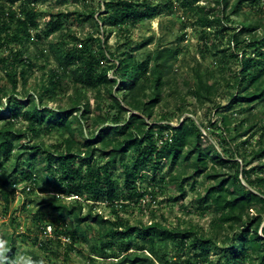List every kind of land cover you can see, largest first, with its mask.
<instances>
[{
  "label": "rangeland",
  "instance_id": "1",
  "mask_svg": "<svg viewBox=\"0 0 264 264\" xmlns=\"http://www.w3.org/2000/svg\"><path fill=\"white\" fill-rule=\"evenodd\" d=\"M148 1L160 7L159 15H148L136 22L110 27L99 20L104 12L101 0H38L30 5L25 0L17 1L14 5L11 0H0V29L3 20L10 25V30L7 34L4 33L0 40V57L11 59L13 54L22 52L25 61L19 63V70L23 64H28L29 60L33 63L28 66L29 71L25 78L20 76L18 79L19 98L24 100L27 107L90 108L89 130L82 128L80 111L69 127L56 126L50 131H44L42 126H37V131L33 132L32 127L21 118L12 126L21 134L20 139L23 138L26 144L41 145L40 142H43L44 147L53 148L58 152L65 153L70 148L72 152H82L84 155L88 150L101 148L102 143L96 142L91 134L96 135L102 125H115L118 118L124 124L130 116H120L112 107L114 104L118 105L115 97L120 99L121 104H124L125 98L131 97L125 95L128 89L119 85L121 75L114 72L118 61L104 58L102 67L99 68L106 70L109 78H115V83L91 86L74 83L70 78H62L64 72L60 52L76 45L87 53H95L107 44V48L116 51L119 58L132 54L138 60H146L159 46L179 48L181 52L165 67L156 69L151 63L150 74L144 82L145 93L150 96L159 93L160 101L149 105V109L142 108L139 113L141 117L147 116L146 121L150 123L178 125L187 118H193L205 135L211 137L221 149L227 162L225 165H217L208 157L205 171L195 176V156L191 159L185 153L176 162L165 163L154 172L148 168L147 178L140 181L139 186L148 187L151 192L141 200L125 201L126 205L122 207L119 203L115 208L119 209L120 216L129 219L133 225L139 221L148 225L151 222H159L176 231H192L184 243L181 242V237L166 239L157 236L155 252L152 255L154 263L142 261L137 264H184L187 259L203 262L205 259L198 256L199 250L191 244L194 237L211 240L205 264H227L222 248L237 246L235 251L240 253L243 244L242 229L237 224L222 222L211 201H203L202 205L199 201L215 180H222L225 172L234 173L238 165L242 167L245 160L250 158L253 150L264 148V75L253 84L248 85L244 81L243 84L235 86L237 78H241L237 74L242 69L241 57L244 50L247 56L254 57L255 49L252 44L264 37V0ZM216 1L227 2V7H219L218 15L214 18L216 24L210 25L206 21L207 15L202 13L199 7L215 6ZM22 6L34 8L37 12V26H30L28 32L21 29L20 40L15 41L11 34L21 27L17 19L23 14ZM12 9L17 11L14 19L10 15ZM60 12H69L71 15L69 18H63V24L58 31L50 33L49 20H53ZM86 15L93 17L87 19ZM246 23H255L258 27L250 34H244L242 27ZM234 36L238 37V45ZM258 70L259 66L252 64L246 74L255 75ZM158 75H161L159 84L156 81ZM50 79L62 84L56 94L44 90V85L49 84ZM201 81L210 90V99H202V102L194 94ZM10 87L11 82L0 61V91H7ZM261 93L263 95L256 96ZM251 94H255L253 100L242 97ZM7 101V97H4V104ZM151 110L153 116L149 119ZM75 114L76 112L73 117H76ZM10 121V118L5 116L0 120V128L4 124H10ZM168 132L170 131L163 132L164 137ZM20 139L14 141L12 152H21L18 144ZM29 151L31 150L22 153L19 161L21 168H30L33 164V161L28 159ZM6 155L1 152L0 164L11 168L16 158L7 160ZM127 158L131 161L132 155L128 153ZM106 159L107 157L102 156L99 151L93 158L97 162ZM76 162L78 166L79 160ZM263 165L264 157L254 159L246 165L245 168L251 172L250 181L259 175L264 176ZM37 167L32 165L37 176L36 183L27 184L23 176H20L19 170L15 175L16 185L9 187V190L14 189V193L9 195V200L6 201L4 195L0 194V251L8 244L15 246V254L9 264H102L100 259L94 257L99 258L102 242L106 239L103 232L108 229V225L103 228L99 222L92 219L76 224L72 215H60L46 203L40 204L36 198L38 195L55 197L66 203L73 202L75 199L72 198L76 197L61 193L66 185L59 181L62 173L59 168L52 175L47 171L37 172ZM214 167L221 174L217 179L207 175ZM115 176L121 181L120 172H116ZM240 181L244 185L249 182L242 176ZM181 184H184V192L180 190ZM30 187L34 190L30 191ZM83 198V211L86 213L92 203L85 200L88 196ZM93 208L105 218L117 217L106 202H100ZM35 214L42 217L38 219L37 216L34 217ZM254 214L252 211L251 215ZM44 224L52 225L59 232L57 234L62 237L61 245L57 242L50 246L43 245L46 237L43 233ZM263 228L264 213L258 229L261 235ZM129 240L130 237L121 240L122 245L116 242L110 251L122 252ZM263 247L262 243L260 249L248 253L238 264H261L259 256Z\"/></svg>",
  "mask_w": 264,
  "mask_h": 264
},
{
  "label": "trees",
  "instance_id": "2",
  "mask_svg": "<svg viewBox=\"0 0 264 264\" xmlns=\"http://www.w3.org/2000/svg\"><path fill=\"white\" fill-rule=\"evenodd\" d=\"M17 1L22 0H11L12 5ZM25 1L30 5L35 4L38 0ZM101 2L104 6V12L100 15L99 20L110 27H118L129 22L139 21L148 15L156 16L161 13L160 7L148 0H101ZM216 3L217 5L215 6L205 5L199 7L200 11L207 15L206 21L210 25L216 24L214 18L218 15L219 7L221 5H224V9L227 7V2L219 3V1H216ZM21 11L23 14L17 19L21 27H18V31L11 34L12 39L15 41L20 40L21 29H24V32H28L30 26H37V12L33 7L22 6ZM16 13V10L12 9L10 11L13 19ZM70 15L69 12L56 14L53 20H49V32L55 33L58 31L63 24V18H69ZM85 17L88 19L93 17V15H86ZM211 17L213 18L210 19ZM3 21L1 22L0 40H2V35L4 33L7 34L10 30V25L5 20ZM257 27L255 23H246L242 27V32L250 34ZM90 37L92 40L94 39L93 36ZM234 39L238 45L240 43L238 37L234 36ZM104 45L105 47L100 48L95 53H87L76 45L60 52L64 72L62 78H70L74 83L91 86L115 83V78H109L107 71L99 68L102 67L104 58L118 61L114 72L121 75L119 85L126 90L128 89L125 95L131 96L125 98L124 104H121L120 99L115 97L118 105L114 104L112 106L120 116L130 114L129 120L123 124L118 118L115 125H102L96 135L95 133L91 135L96 139V142L102 143L103 146L88 150L84 155L82 152L76 154L70 148L65 153L58 152L53 148L44 147L43 142H40L41 145H30L26 144L23 138L20 139L21 134L12 126L19 118L27 122L29 127H32L33 132L37 131V126H42L44 131H50L56 126H71L80 111L79 116L82 120V128L89 130L90 108L86 109L76 106L55 109L40 108L38 106L27 107L24 100L18 96L17 83L20 76L25 78L29 71L28 66L33 65V63L29 60L28 64H23L21 70H19V63L25 61L22 57V52L13 54L11 59L10 57H0V61L5 67L11 82V87L7 91H0V120L5 118V116H8L11 120L10 124H4L0 128V158L1 152L7 154V160L16 158L11 168H5L2 166L3 164H0V194L4 195L6 201L9 200L10 193H14V189L9 190V187L16 185L17 179L15 175L19 170H21L20 176H23L27 184L31 182L34 184L37 181V176L32 169L33 164L38 166L36 168L37 172L44 173L47 171L52 175L59 168L62 171L59 181L66 185L61 190V193H67L72 195V197L76 196V198H72L75 200L66 203L62 199L46 195H38L36 198L40 204L46 203L48 207L60 215H72L76 224L92 219L94 222H99L103 228L108 225V227L106 226L108 229L103 232L106 239L102 242L100 254H98L99 258L94 257V259H100L102 264H137L142 261L154 263L152 255L155 252L154 247L157 236H163L166 239L181 237V242L184 243L191 236L192 231H176L159 222H151L148 225L139 221L136 225H133L129 219L120 216L119 209H116L115 205L121 203L120 206L123 207L127 204L125 201L141 200L151 192L148 187L142 188L139 186L140 181L147 178L146 169L148 168H151V171L154 172L164 166L165 163L176 162L186 153L188 158L192 159V156H195L194 160L197 165L195 176H197L203 173L208 166V157H211L217 165H225L227 159L221 149L216 146L213 139L205 135L193 118H187L178 125L150 123L146 121L147 116L141 117L139 113L142 108L149 109V105H154L160 101L159 93H156L157 95L155 96L145 93L144 82L147 75L150 74L151 63L156 69L165 67L181 52L179 48L159 46L153 50L146 60H138L132 54H125L123 58H119L120 56H118L119 54L116 51L108 49L107 44ZM252 46L255 49L254 57L247 56L245 50L241 57L242 69L237 74L241 78H237L236 87L243 84L244 81L248 85L253 84L264 75V37L254 42ZM252 64L258 65L259 70L255 75L246 74V70ZM156 81L159 84L161 75L157 76ZM61 85L59 81L50 79L49 84L44 85V90L56 94ZM209 93L208 86L202 81L194 90L195 96L201 102L202 99H210ZM140 95L141 98H139ZM257 95H263V93ZM4 97L8 99L6 104L3 102ZM242 97H248L253 100L255 94ZM75 112L76 117H73ZM152 116L153 110L148 115L149 119H152ZM165 130L170 131L166 137H164L163 133ZM17 139H20L18 140L21 148L20 153H18L19 151L12 152L15 147L14 141ZM89 141L91 142L92 140ZM26 150H31L29 151L28 159L33 161V164L30 165V168L29 166L28 168H21L19 161L23 155L22 153ZM97 151L102 156L107 157V159L105 161H94L93 158ZM128 153L132 155L131 161L127 158ZM260 157H264V148L253 150L250 158L245 160L242 167L238 165L234 173L225 172L222 180H215L204 197H202L203 199L201 198L199 201L200 205H202L203 201H211L215 213L220 214L219 219L222 222L231 223V225L237 224L242 229L243 244L240 253L235 251L237 246L222 248L227 264H238L248 253L260 249L262 243L264 245V228L262 229L263 235L259 234L258 231L263 221L264 213V176L259 175L250 181V169L245 168L248 163ZM77 160H79L78 166H76ZM116 172L121 173V181L115 176ZM207 175L217 179L221 174L214 167ZM240 176L247 181L249 180L247 185L241 183ZM255 180L261 182V184H257ZM184 189V184H181L180 190L184 192ZM33 190L34 188L30 187V191ZM83 196H88L89 198L85 200L88 203H92L86 213L83 211L85 209L84 201L82 200L84 199ZM100 202H106L117 217L115 219L111 216L110 218H105L100 214L101 212L94 211L93 207ZM252 211L255 212L254 216L251 215ZM36 216L38 219L42 217L40 214H35L34 217ZM43 229L45 234V224ZM54 232L55 235L53 237H45L43 245L50 246L53 242H57L59 245L62 244V237L57 234L59 232L56 229ZM126 237H130V240L122 252L110 251V248L116 242L122 245L120 241ZM210 242L211 240L203 237H194L191 242L193 248L199 250L198 256H202L205 259L204 261H206ZM131 249L133 251H130ZM263 251L264 247L259 256L261 264H264ZM14 254L15 246L12 243L8 244L0 251V264H9ZM204 261L187 259L184 264H205Z\"/></svg>",
  "mask_w": 264,
  "mask_h": 264
},
{
  "label": "built area",
  "instance_id": "3",
  "mask_svg": "<svg viewBox=\"0 0 264 264\" xmlns=\"http://www.w3.org/2000/svg\"><path fill=\"white\" fill-rule=\"evenodd\" d=\"M76 197V196H75ZM46 227V230H45V235L48 236V237H52V235L55 233V228L52 227V225H47L45 226ZM53 228V229H52ZM54 236V235H53Z\"/></svg>",
  "mask_w": 264,
  "mask_h": 264
}]
</instances>
